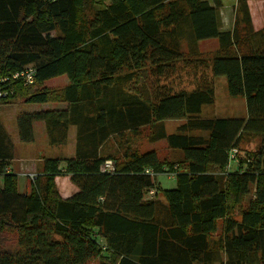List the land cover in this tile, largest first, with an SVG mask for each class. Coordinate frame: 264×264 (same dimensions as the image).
Segmentation results:
<instances>
[{"label": "trees", "instance_id": "trees-1", "mask_svg": "<svg viewBox=\"0 0 264 264\" xmlns=\"http://www.w3.org/2000/svg\"><path fill=\"white\" fill-rule=\"evenodd\" d=\"M249 1L236 0L223 31L220 0H0V103L64 104L18 113L19 141H34V122L51 146L74 129L71 156L44 158L23 193L0 119V264H264V26L253 27ZM207 39L217 47L204 55ZM182 62L207 63L245 115L200 117L213 81L175 89ZM27 66L31 83L12 77ZM63 75L61 89L44 85ZM166 120L184 122L167 132ZM144 128L181 157L123 144ZM114 139L120 157L108 151ZM164 173L173 187L156 180ZM58 176L76 191L60 195Z\"/></svg>", "mask_w": 264, "mask_h": 264}, {"label": "rangeland", "instance_id": "rangeland-1", "mask_svg": "<svg viewBox=\"0 0 264 264\" xmlns=\"http://www.w3.org/2000/svg\"><path fill=\"white\" fill-rule=\"evenodd\" d=\"M212 3V0H208ZM221 8V30L226 31L232 29L236 13V0H220ZM249 16L254 28L264 26V0H250L248 2ZM202 54L206 55L209 51L217 47L215 39L202 40L198 43ZM212 79L215 90V101L210 105H204L200 113L202 118H219V117H243L245 115V102L242 97L229 96L225 88V80L223 77L212 76L209 65L198 64L189 66L185 63H179L177 71L169 79V84L173 85L175 89H193L198 81ZM67 83L66 76H59L49 79L44 82V85L51 90L57 91ZM62 102H50L44 104L26 103L24 99L19 97L7 103H0V119L3 127L13 146V157L9 161V169L17 178V188L20 192L26 193L30 191L31 175L40 170L43 159L46 157H68L71 156L74 145V129L71 128L69 132L68 142L62 146H51L48 144L44 124L42 122H34V141L31 144L21 143L18 139L17 128L15 124L16 115L20 112L40 111L45 109H55L63 107ZM184 120H166L165 127L167 132H173L178 125ZM147 128L142 130L138 136L125 133L123 140L124 145L135 147L139 151L154 150L160 160L175 161L181 157L177 150L171 149L167 146L164 140L156 142H149L146 138ZM128 139V141H125ZM258 139H251L249 142H243L241 149L255 150ZM118 142L117 139L109 142L108 151L121 156L120 151H116ZM119 147V146H118ZM113 161L112 159L110 160ZM231 161V160H230ZM166 164V163H164ZM215 172V171H214ZM222 171H220L221 173ZM225 172V171H223ZM219 174V172L217 171ZM226 178L225 173L222 175ZM156 180L161 182L160 185L171 186L175 185L173 176L169 174H158ZM56 187L63 197H67L76 191V187L71 184L68 177L58 176L55 180ZM153 193V191H151ZM161 197V195H159ZM105 255V253H103ZM224 259V256H223ZM99 258L90 260L87 264H98ZM219 264V263H216Z\"/></svg>", "mask_w": 264, "mask_h": 264}, {"label": "built area", "instance_id": "built-area-1", "mask_svg": "<svg viewBox=\"0 0 264 264\" xmlns=\"http://www.w3.org/2000/svg\"><path fill=\"white\" fill-rule=\"evenodd\" d=\"M12 77L13 78H22L25 81V83H31L33 81V78H34V70L31 66H27L23 70L13 73ZM6 95H8V92L6 90L0 89V100L2 97H5ZM236 152L237 151L234 148L230 150L229 162L234 161L236 159L235 158ZM101 170L112 171L113 170V162H111L110 160L104 161V163L101 165ZM34 177H35V173H33L30 178L32 179Z\"/></svg>", "mask_w": 264, "mask_h": 264}, {"label": "crops", "instance_id": "crops-1", "mask_svg": "<svg viewBox=\"0 0 264 264\" xmlns=\"http://www.w3.org/2000/svg\"><path fill=\"white\" fill-rule=\"evenodd\" d=\"M259 28V27H258Z\"/></svg>", "mask_w": 264, "mask_h": 264}]
</instances>
